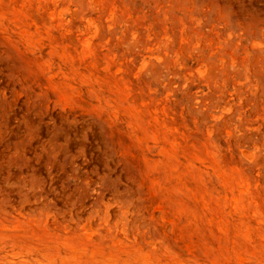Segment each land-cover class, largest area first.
Returning a JSON list of instances; mask_svg holds the SVG:
<instances>
[{
	"label": "rangeland",
	"instance_id": "1",
	"mask_svg": "<svg viewBox=\"0 0 264 264\" xmlns=\"http://www.w3.org/2000/svg\"><path fill=\"white\" fill-rule=\"evenodd\" d=\"M0 264H264V0H0Z\"/></svg>",
	"mask_w": 264,
	"mask_h": 264
}]
</instances>
